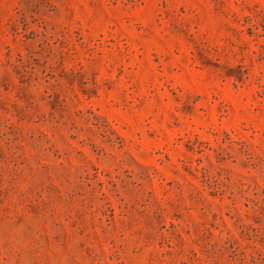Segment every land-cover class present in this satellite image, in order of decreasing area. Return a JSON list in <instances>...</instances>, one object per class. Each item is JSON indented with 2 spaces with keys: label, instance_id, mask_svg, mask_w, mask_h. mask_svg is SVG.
<instances>
[{
  "label": "rangeland",
  "instance_id": "rangeland-1",
  "mask_svg": "<svg viewBox=\"0 0 264 264\" xmlns=\"http://www.w3.org/2000/svg\"><path fill=\"white\" fill-rule=\"evenodd\" d=\"M0 264H264V0H0Z\"/></svg>",
  "mask_w": 264,
  "mask_h": 264
}]
</instances>
